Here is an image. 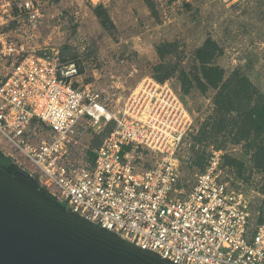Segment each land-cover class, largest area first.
Listing matches in <instances>:
<instances>
[{"label":"built area","instance_id":"obj_1","mask_svg":"<svg viewBox=\"0 0 264 264\" xmlns=\"http://www.w3.org/2000/svg\"><path fill=\"white\" fill-rule=\"evenodd\" d=\"M23 16L36 27L39 4L0 0V144L9 148L0 149L55 201L165 259L264 264V223L226 174L223 151L183 179L194 119L182 95L154 78L125 98L119 85L76 87L75 63L25 55L12 38ZM104 126L109 133L91 147L90 130Z\"/></svg>","mask_w":264,"mask_h":264},{"label":"rangeland","instance_id":"obj_2","mask_svg":"<svg viewBox=\"0 0 264 264\" xmlns=\"http://www.w3.org/2000/svg\"><path fill=\"white\" fill-rule=\"evenodd\" d=\"M34 1L41 11L37 26L32 27L23 16L19 23L11 24L12 38L24 45L25 55L58 57L66 64L75 63L79 71L74 80L76 87L88 83L99 89L119 85L125 98L147 78L162 75L156 70L159 64L198 72L201 63L196 60V52L212 38L220 47L216 63L227 73L242 69L264 90V0ZM99 5L110 18L107 26L97 14ZM179 70L165 82L182 95L194 119L184 147L185 156L194 162L182 165L184 181L192 182L212 152L222 150L224 156L243 161L241 168L226 164L225 172L251 195L261 217L264 175L244 145L234 143L228 133L201 139L197 129L215 111L216 90L203 91L195 83L185 92ZM107 130L108 126L90 130L87 141L91 147L104 138ZM0 148L9 149L5 144Z\"/></svg>","mask_w":264,"mask_h":264},{"label":"water","instance_id":"obj_3","mask_svg":"<svg viewBox=\"0 0 264 264\" xmlns=\"http://www.w3.org/2000/svg\"><path fill=\"white\" fill-rule=\"evenodd\" d=\"M0 264H178L94 225L0 167Z\"/></svg>","mask_w":264,"mask_h":264},{"label":"trees","instance_id":"obj_4","mask_svg":"<svg viewBox=\"0 0 264 264\" xmlns=\"http://www.w3.org/2000/svg\"><path fill=\"white\" fill-rule=\"evenodd\" d=\"M96 11L103 24L107 26L110 23V18L106 14L104 6H97ZM158 51L164 57L162 49L159 48ZM219 51L220 47L217 42L209 38L196 52V60L201 63L198 72L187 71L185 68L179 70L162 63L157 65L156 69L161 71L162 75L155 76V79L163 83L179 70L185 92H189L195 83L203 91L214 88L216 90L215 111L197 129L198 134H200L201 139H208L216 138L222 132L228 133L232 136L234 143L244 145L246 153L251 156V161L264 175V90L260 89L240 68L227 73L224 67L216 63ZM110 128H108L106 135ZM103 139L96 146L101 144ZM91 157H94V153H91ZM224 158L227 165L239 168L244 166L243 161L230 155H225ZM198 163L201 164V162L196 164ZM0 167L11 175L25 171L1 149ZM42 189L54 199L44 187ZM64 208L67 209L66 206ZM263 215L264 209L259 218L260 223H264Z\"/></svg>","mask_w":264,"mask_h":264}]
</instances>
